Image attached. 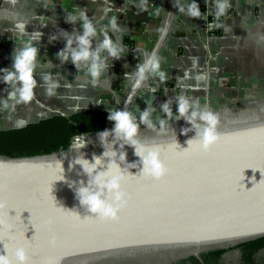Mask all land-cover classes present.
Listing matches in <instances>:
<instances>
[{"label":"crops","instance_id":"0c3cea01","mask_svg":"<svg viewBox=\"0 0 264 264\" xmlns=\"http://www.w3.org/2000/svg\"><path fill=\"white\" fill-rule=\"evenodd\" d=\"M112 3L114 7L107 12V17L117 16L125 31L109 32V35L121 40L126 51L121 59L110 58L111 66L100 77L101 85L93 86L86 69L77 70L71 62L61 63L56 58V54L66 47V41L62 38L51 41L50 37L60 29L82 33L81 23H67L65 16L85 8L89 17L99 21V30L108 24V19L101 17L103 9ZM138 3L139 0H2L0 69L12 67L15 39L21 35L12 21L28 22L27 33H37L30 38L39 48L35 79L41 86L36 89L32 104L18 106L12 119L8 118V112L0 111V130L23 126L54 114L70 115L90 107L118 109L130 89L125 74L134 72L145 54L153 50L168 15L167 0H149L148 11L139 14L135 6ZM179 3L187 6L190 0H179ZM197 3L204 18H190L176 8L170 33L159 52L166 81L161 82L158 76L150 77L135 97L131 111L138 117L147 107L146 101H151L157 108L153 114L155 121L156 117L164 116L160 105L184 95L198 98L201 105L208 104L218 111L220 125L264 117V0H230L231 7L219 19L215 15V0H197ZM157 7L162 9L158 16L154 14ZM208 23L214 33L208 30ZM38 33H42V37ZM23 35L25 39L29 38L27 34ZM102 38L98 36L93 41V49L99 46ZM45 73H52L60 84L51 97L42 86L41 77ZM6 87L0 83V97L6 95ZM150 88L158 90L153 94ZM172 110L178 114L175 103ZM171 123L177 133L184 127H191L183 119ZM140 135L151 138L157 133L141 125Z\"/></svg>","mask_w":264,"mask_h":264},{"label":"water","instance_id":"95a60500","mask_svg":"<svg viewBox=\"0 0 264 264\" xmlns=\"http://www.w3.org/2000/svg\"><path fill=\"white\" fill-rule=\"evenodd\" d=\"M174 2L175 0H167L168 15L153 48L158 54L175 20ZM142 89L137 90L129 99L130 88L119 108L131 111L134 99ZM219 131L222 137H237L241 142L259 145L264 140V117L226 123L219 126ZM177 135L178 143L169 141L165 136L150 139L160 145L162 152V146L167 145H179L178 150H183L190 147L188 140L195 133ZM84 141L88 142L83 149L87 154L86 158L94 162L93 154L101 156L103 163L98 171L108 170L110 160L103 157L104 149L98 136L84 133L77 134L66 151L31 157H5L0 154V188L3 190L0 201L6 205L3 216L15 226L16 231L17 219L13 218L16 211L9 210L10 201L19 211L21 228H28L26 239L31 240L36 234L31 212L24 211L28 207L42 206L46 213H68L81 219L92 217L93 214L76 197V190L80 187L88 186L99 190L94 185H89V177L83 167L74 164L76 153L73 149ZM217 144L219 147L215 152L193 154L187 165L178 171L174 168L173 174L166 180L152 184L149 178V182L141 190L140 199L134 201L133 208L126 214L120 229L97 226V239L94 242L70 247L60 256H34L29 259L30 264H105L109 259L128 255L225 245L264 236V196L258 191L260 182L264 181L261 165L257 163L256 169L245 167L237 171V153L246 152L250 146L244 144L236 149H229L222 140ZM114 150L120 151L118 144L114 146ZM123 151L127 153V162H120L118 157L117 162L124 173L133 177L143 175V164L135 155V149L125 146ZM129 163H138L139 167L132 169ZM255 186L256 192L249 195ZM104 198H112L107 189H104ZM144 205L146 209L142 223L128 230L129 221L144 209ZM120 215L121 212L119 218ZM33 221L38 223L35 216ZM4 232L7 236L6 228ZM58 242L59 234L55 232L51 247L55 249ZM0 253L7 254L3 242H0Z\"/></svg>","mask_w":264,"mask_h":264},{"label":"clouds","instance_id":"9594fccd","mask_svg":"<svg viewBox=\"0 0 264 264\" xmlns=\"http://www.w3.org/2000/svg\"><path fill=\"white\" fill-rule=\"evenodd\" d=\"M95 2V0H93ZM149 0H139L135 6L138 14L148 11ZM174 6L190 18H204L197 0H190L187 6L175 0ZM106 6L103 9L104 15L101 19H108V24L98 30L99 23L94 17H89L87 9H81L76 14H67L65 20L67 23H81L83 32L74 31L69 33L63 29L54 33L50 40L64 39L66 47L61 49L56 58L61 63L71 64L77 69L82 67L86 69L87 75L91 77L90 83L93 86H100V77L106 74V70L111 66L109 60L121 59L126 49L121 40L113 39V34L123 33L125 31L119 24V18L115 15L107 17V12L113 8ZM231 7L230 0H215V15L219 19L225 15ZM161 8H156L155 15L158 16ZM13 27L21 34L16 40V47L13 52L14 62L11 68L0 69V83L7 85L5 88L6 95L0 97V111L9 113V119L17 112L18 106L30 105L36 98V89L41 83L35 79V73L38 67L39 48L36 41L30 37L37 34L33 32L27 33L26 26L29 24L23 20L12 21ZM8 31L12 32V29ZM60 33H64L63 36ZM23 34H27L29 38L25 39ZM42 37V33H38ZM98 36L103 38L99 41V46L93 49V41ZM264 39V38H262ZM73 45H76L75 47ZM107 53V55H104ZM111 58V59H110ZM51 62V61H50ZM162 57L157 51L153 50L145 54L142 63L136 65L134 72L126 73L125 78L130 82L131 95L137 90L144 88L150 77H159L161 82L166 81V73L161 69ZM42 86L46 94L51 97L56 94L60 87L59 82L54 78L52 73H45L41 77ZM82 87L84 85H81ZM153 94L158 90L149 89ZM147 107L144 108L137 117L132 111L122 110L120 108L110 111L108 120L113 122L114 127L106 129L97 134L99 141L104 149L103 157L110 160L108 170L98 171L103 163V158L93 154L94 162L86 158L87 154L83 151L87 147L88 142H83L79 147L73 149L76 153L74 164L83 167L84 172L89 177V185L76 190V197L80 204L84 206L92 217H99L106 221H116L119 214L126 207L128 202V193L124 191L123 185L127 181L129 175L125 174L121 169L120 162H127V153L123 151L125 146H131L135 149V155L142 161L143 167L141 172L143 176L148 178L162 179L168 172V169L161 159L162 149L153 139L141 138V125L157 133V136H165L169 141L178 143L177 131L171 121H180L183 119L191 127H184L180 130L181 134L187 136L188 133L194 132L195 135L188 140L190 145L192 141H199L200 147L204 152H210L213 145L217 144L222 133L219 131L221 123V114L213 110L208 104L201 105L198 98H189L179 95L175 100L168 99L160 105L163 117H156L153 120V114L157 108L153 106L151 101H146ZM177 105L178 114H174L172 105ZM166 117V118H165ZM21 123L24 121L21 120ZM119 145L120 151H115L114 146ZM63 163V162H62ZM130 168H138V163H129ZM104 189L111 194V200L104 198ZM252 190V189H251ZM250 191V190H249ZM5 203L0 201V213L5 208ZM7 229L8 236L13 240L15 238V226L6 221L3 215H0V229ZM7 254L0 253V264H30L28 251L25 247L15 248L14 252ZM14 257V258H13Z\"/></svg>","mask_w":264,"mask_h":264},{"label":"snow or ice","instance_id":"6c2138e0","mask_svg":"<svg viewBox=\"0 0 264 264\" xmlns=\"http://www.w3.org/2000/svg\"><path fill=\"white\" fill-rule=\"evenodd\" d=\"M221 140L229 149H236L240 145L244 144L250 146L246 152L237 153V164L235 166L237 171H240L245 167L256 169V165L259 163L261 165V173H264V140H262L259 145H254L250 142H241L237 137L230 136L222 137ZM218 147V144L213 145L211 151L215 152ZM162 148L163 152L161 159L165 163L168 172L162 179L150 178V182L152 184H157L166 180L173 174L174 168L176 171H178L183 166L187 165L191 161L193 154L205 153L200 147L199 141H192L190 147L183 150H178L179 145H167L162 146ZM148 182L149 178L143 175L128 177L127 181L123 185L124 191L128 193V202L126 207H124L121 211L120 218L116 221H106L99 217H86L81 219L68 213H46L42 206L35 208L28 207L24 211L31 212L32 226L36 229V234L31 240L26 239L25 233L28 231V228H21L20 222L18 220L19 211L17 208L13 207L9 201V210L15 209L16 211V216L13 217L17 219L15 238L13 242V240L10 239L8 235H5L4 230L0 229V242H3L4 247L8 249L10 254L14 252L15 248L17 247H25L28 251L29 259L34 256H52L53 254L60 256L70 247L81 246L94 242L97 239V226L105 225L120 229V226L125 221L126 214L132 210L134 201L140 199L141 190ZM256 189L257 186L252 188L248 194H254ZM258 191L261 196H264V181L260 182ZM2 195L3 190L0 188V196ZM145 209L146 206L144 205V209H141L134 219L129 221L128 230H131L134 225L142 223L143 216L145 215ZM4 214V212L0 213V215ZM34 216L37 218L38 223L33 221ZM49 221L53 222L50 223ZM91 221H94L95 223H92ZM55 232H58L59 234V242L55 249H53L51 247V240Z\"/></svg>","mask_w":264,"mask_h":264},{"label":"trees","instance_id":"16d2710c","mask_svg":"<svg viewBox=\"0 0 264 264\" xmlns=\"http://www.w3.org/2000/svg\"><path fill=\"white\" fill-rule=\"evenodd\" d=\"M109 113L107 108L90 107L70 115L54 114L23 126L0 130V154L31 157L66 151L79 133L93 135L113 128V122L108 120ZM242 246L248 254L247 264H264V236Z\"/></svg>","mask_w":264,"mask_h":264},{"label":"flooded vegetation","instance_id":"af4514ba","mask_svg":"<svg viewBox=\"0 0 264 264\" xmlns=\"http://www.w3.org/2000/svg\"><path fill=\"white\" fill-rule=\"evenodd\" d=\"M97 144V143H96ZM243 242L197 248L165 249L109 259L105 264H247ZM257 261L260 262L257 256Z\"/></svg>","mask_w":264,"mask_h":264},{"label":"built area","instance_id":"2783aa9c","mask_svg":"<svg viewBox=\"0 0 264 264\" xmlns=\"http://www.w3.org/2000/svg\"><path fill=\"white\" fill-rule=\"evenodd\" d=\"M210 23H208V26H207V28H208V30H211V28H210ZM212 31V33H214V31L213 30H211Z\"/></svg>","mask_w":264,"mask_h":264},{"label":"rangeland","instance_id":"374dc122","mask_svg":"<svg viewBox=\"0 0 264 264\" xmlns=\"http://www.w3.org/2000/svg\"><path fill=\"white\" fill-rule=\"evenodd\" d=\"M88 135H90V134H88ZM93 135H97V134H93ZM86 136V135H85Z\"/></svg>","mask_w":264,"mask_h":264}]
</instances>
